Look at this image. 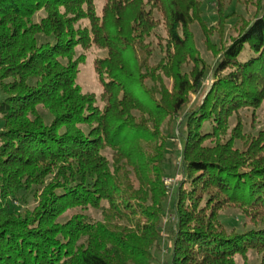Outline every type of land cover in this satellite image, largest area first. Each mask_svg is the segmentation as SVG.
<instances>
[{
	"label": "trees",
	"instance_id": "obj_1",
	"mask_svg": "<svg viewBox=\"0 0 264 264\" xmlns=\"http://www.w3.org/2000/svg\"><path fill=\"white\" fill-rule=\"evenodd\" d=\"M202 1L105 0L100 13L96 0H0V264H154L171 197L163 126L177 119L184 178L165 263L247 264L254 250L264 264V128L245 133L241 117L264 104V0L186 109L207 74L190 29L208 32ZM93 45L107 50L104 105L78 83V48ZM227 207L249 227L228 230Z\"/></svg>",
	"mask_w": 264,
	"mask_h": 264
},
{
	"label": "rangeland",
	"instance_id": "obj_2",
	"mask_svg": "<svg viewBox=\"0 0 264 264\" xmlns=\"http://www.w3.org/2000/svg\"><path fill=\"white\" fill-rule=\"evenodd\" d=\"M220 2H216V0H203V18L206 20V27L208 29V32L206 33L201 24L199 22H194L191 24L190 29L193 32V35L195 37V44L199 51V56L203 58L206 62L207 67V74L205 76L202 82L201 87L198 89L197 93L192 92L190 95V101L186 105L187 108L192 107L196 103L200 102L204 96L205 92L209 89V86L212 84L213 80V73H214V65H216L217 60L220 56V49L219 46H224L226 43H229L238 32V29L236 27L237 24L241 21L245 20V22L248 20L252 21L257 14V2L258 0H219ZM105 4V0H96V5L98 11L101 13L103 9V5ZM219 10L222 11L218 13V7ZM235 14V17L232 14ZM43 14V13H41ZM40 14V16H41ZM222 15V17L227 15H232L226 20H223L226 25L225 28L221 27L222 23H218V17L219 15ZM236 19H238L236 21ZM163 26H160L157 28L155 34H153L148 41L152 43V47L154 48L153 57L151 58L152 63L157 64V61L162 57L161 56V50L160 47L157 45V36L160 34L162 36H165V30H163ZM219 49V50H218ZM86 53V60L80 65L79 75H78V83L81 85L84 91L88 92H94L97 94L96 97H98V103L100 105H104L105 101L102 100L101 92L103 90L102 84L98 73L95 68V60L98 57H105L107 55V50L104 48H101L100 46L93 45L88 50L83 48H78V53ZM186 70H190L191 64H189L187 67H185ZM166 84L171 90L172 86V79L165 77ZM2 97V91L0 89V98ZM264 104L257 110V113L253 115L250 111L243 110L241 113L242 121L244 122V132L245 133H252L256 134L259 130L264 128ZM48 120H50L51 116L47 114ZM237 118L232 117L231 119V126L234 127L236 125ZM4 126V120L2 118V115L0 114V132L2 131ZM180 128V120L177 119L176 121L167 122L164 123L163 126V133L168 134L170 137L169 139V151H170V163H167L168 168V177L165 178V181L167 180L169 185V189L171 190V197L169 201V208L168 214L163 218V235L160 239V242L157 246L152 249L154 251V254L156 256V260L153 262L154 264H166L169 261H171V254L172 250L171 248V240L168 237V229L169 226L172 225L174 221V215H173V197L175 196V191L178 187V183L184 178L181 165H180V157L182 153L183 148V141L178 135L177 132H179ZM239 145L241 143L237 142ZM105 154L111 159V154L109 150L105 151ZM34 199L30 198L29 204L27 206H34ZM88 214H91L93 217L97 219H101L102 215L99 213V211L90 210ZM220 217L222 219V222L226 226L228 230L236 229L238 231H243L249 226L244 225V219L242 216V213L239 209L234 207H227V209H223L220 212ZM251 226V225H250ZM261 255L251 250L248 253V262L247 264H260L261 262ZM237 264H244V260H242L241 256H238ZM166 262V263H165Z\"/></svg>",
	"mask_w": 264,
	"mask_h": 264
},
{
	"label": "built area",
	"instance_id": "obj_3",
	"mask_svg": "<svg viewBox=\"0 0 264 264\" xmlns=\"http://www.w3.org/2000/svg\"><path fill=\"white\" fill-rule=\"evenodd\" d=\"M166 182L168 183V181L166 180Z\"/></svg>",
	"mask_w": 264,
	"mask_h": 264
}]
</instances>
